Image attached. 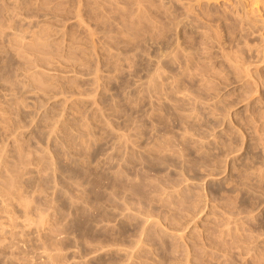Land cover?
Instances as JSON below:
<instances>
[{
	"label": "rangeland",
	"instance_id": "374dc122",
	"mask_svg": "<svg viewBox=\"0 0 264 264\" xmlns=\"http://www.w3.org/2000/svg\"><path fill=\"white\" fill-rule=\"evenodd\" d=\"M0 264H264V0H0Z\"/></svg>",
	"mask_w": 264,
	"mask_h": 264
},
{
	"label": "bare ground",
	"instance_id": "6f19581e",
	"mask_svg": "<svg viewBox=\"0 0 264 264\" xmlns=\"http://www.w3.org/2000/svg\"><path fill=\"white\" fill-rule=\"evenodd\" d=\"M14 188V186L13 185H10V188H9V190H11V189H13ZM8 190V192H12V191H9Z\"/></svg>",
	"mask_w": 264,
	"mask_h": 264
}]
</instances>
